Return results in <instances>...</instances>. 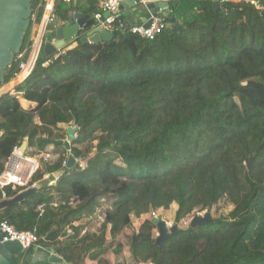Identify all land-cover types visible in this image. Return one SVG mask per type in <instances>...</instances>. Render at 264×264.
Segmentation results:
<instances>
[{
	"label": "trees",
	"instance_id": "1",
	"mask_svg": "<svg viewBox=\"0 0 264 264\" xmlns=\"http://www.w3.org/2000/svg\"><path fill=\"white\" fill-rule=\"evenodd\" d=\"M177 3L169 14L177 24L154 40L125 30L112 45L78 42L57 59L41 55L15 89L35 108L24 109L9 93L0 98V175L26 139L27 153L35 155L49 146L45 137L67 139L60 125L77 128L70 152L55 146L59 158L37 177L62 171L55 184L0 212L16 229L36 230L70 264L87 258L108 264L107 231L115 239L145 214L176 203L180 224L222 202L232 207L228 215L179 227L160 245L157 225L144 221L130 236L131 261L264 264V9L236 0ZM32 4L40 18L43 0ZM72 9L59 2V21ZM98 11L92 3V16ZM32 32L30 20L21 53ZM20 54L6 69L5 84L18 71ZM70 155L76 164L64 167ZM103 199L112 209L100 232L82 235L74 223L93 215Z\"/></svg>",
	"mask_w": 264,
	"mask_h": 264
},
{
	"label": "water",
	"instance_id": "2",
	"mask_svg": "<svg viewBox=\"0 0 264 264\" xmlns=\"http://www.w3.org/2000/svg\"><path fill=\"white\" fill-rule=\"evenodd\" d=\"M33 0H0V86L5 85L6 69L11 66L16 59V55L20 54L24 45L26 32L30 27V20L32 17ZM172 0H124L120 5V11H125L129 7H133V12L141 19L135 21L130 17V12H125L124 16L129 18L128 26H144L149 28L153 20L157 17L164 16L163 11L171 8ZM216 7L219 5L216 4ZM89 16H83L79 13H74L64 20V22H57L55 44L46 43L43 49L44 57L53 55L57 50L65 48L75 42L77 35L85 23L90 21ZM167 21L170 24H177V20L173 17H168ZM121 33L120 30L113 32L107 31L98 27L92 29L91 32L81 37V43H108L112 45L115 36ZM3 95L0 96V98ZM238 106L241 107L239 99L235 98ZM61 128L67 131V140H52L45 137L43 140L52 146L63 145L67 150H70L71 145L76 139L77 128L74 125H62ZM24 134V132H22ZM116 139V137H115ZM28 146L25 141L22 145L24 149ZM76 164V158L69 156L67 168H72ZM62 171L50 174L48 177L39 181L35 186L29 187L20 191L15 197L4 199L0 201V212L15 204L21 203L30 196L36 194L39 190L48 187L56 182L62 175ZM153 222L157 225L158 235L156 237V244L160 245L162 242L174 236L180 229L177 224L169 225L167 221L162 218H154ZM214 222L211 212H206L203 215H196L190 223V227H199ZM4 234L0 231V264H17L15 254H24V261L28 263H62L70 264L57 254L53 247L37 248L34 251H26L18 242H3Z\"/></svg>",
	"mask_w": 264,
	"mask_h": 264
},
{
	"label": "built area",
	"instance_id": "3",
	"mask_svg": "<svg viewBox=\"0 0 264 264\" xmlns=\"http://www.w3.org/2000/svg\"><path fill=\"white\" fill-rule=\"evenodd\" d=\"M70 1L71 0H43V4L40 5V7L43 8L42 16L39 18L38 11L36 13H32L31 20L33 21V32L31 36V46L26 53L23 52L19 55L21 61L18 71L15 73L13 79L9 83L5 84V86L11 84L14 80L24 75L22 80L16 82L18 83L17 86L21 85L34 71L37 61L43 53L45 44H55L57 42L56 24L59 22V19L56 15L55 8L59 2L69 3ZM123 1L124 0H98L100 11L94 14L92 25L89 23L90 21L83 25L81 32L79 35H77L74 43L76 44L80 42L81 37L85 35L82 32L86 31V29H90V26H93V28L101 27L102 29L110 32L116 30H120L121 32L128 30L129 33L136 34L150 40H154L160 33L170 27L171 24L167 21L169 14L168 17L164 15L162 17L155 18L149 28H145L144 26H128L127 22L123 18L122 11L119 9ZM243 1L255 8L264 9V0ZM104 13H107V16H105ZM36 24H39L40 26L38 31H34V26ZM65 48L57 50L53 54L54 59H57L62 54H64ZM16 87L14 89H16ZM13 92L19 95L22 93L16 92V90ZM8 93L9 92L5 94ZM68 151L70 152V150ZM40 156H43L48 160H57L59 158V155L52 154L48 151L38 152L35 155H29L27 153V148L24 149L22 145L15 148L13 154L5 162L4 172L2 175H0V201L4 199H10L6 192V187H11L13 191L20 192L37 184V177L41 171ZM68 159L69 157L63 161L64 167H67ZM98 211L100 212V208H98L93 215L83 217L82 219L85 220L84 222L93 220L98 216ZM193 217L194 216H191L182 220L179 224V227L189 226ZM74 225L78 226L77 222H75ZM84 228L85 229L82 228V235H84L86 232H90L86 229V227ZM0 231H2L4 234L3 242H18L26 251H34L37 248H49L44 245V243L47 242L46 238L39 236L36 230H18L7 220H2L1 218ZM68 232L69 234L72 233L71 230H68Z\"/></svg>",
	"mask_w": 264,
	"mask_h": 264
},
{
	"label": "rangeland",
	"instance_id": "4",
	"mask_svg": "<svg viewBox=\"0 0 264 264\" xmlns=\"http://www.w3.org/2000/svg\"><path fill=\"white\" fill-rule=\"evenodd\" d=\"M44 56V53L41 54ZM38 119V118H37ZM37 123H40V121ZM48 152L52 154H57L54 152V146L48 147ZM40 155V154H39ZM59 155V154H57ZM56 160H48L45 159L43 156H40V165L41 170H44L46 167V163L52 162ZM112 201L110 199H103L101 202L100 212L97 217H95L93 220H88L86 222V229L89 230L91 233H99L100 229L102 227V223L104 222L106 212L110 209H112ZM178 209V205L176 203L172 204L169 209H158L152 213L145 214L140 218H136L133 220L132 225L130 227L125 228L115 239H112L111 234L109 231H107L106 236V242L107 245H110L109 247V253H114V255L111 254L112 259H116V262L114 264H134L130 259V253H129V241L130 236L135 231V228H140V225L146 221V220H153L154 218H162L169 225H174L176 223L175 221V212ZM232 210V207L228 204H225V202H222V204L212 210L213 217H218L221 214L228 215L229 212ZM97 212V213H98ZM203 214V213H198ZM158 235V230L156 231ZM156 235V237H157ZM119 252V253H118ZM112 261H110V264Z\"/></svg>",
	"mask_w": 264,
	"mask_h": 264
},
{
	"label": "crops",
	"instance_id": "5",
	"mask_svg": "<svg viewBox=\"0 0 264 264\" xmlns=\"http://www.w3.org/2000/svg\"><path fill=\"white\" fill-rule=\"evenodd\" d=\"M146 1V0H145ZM173 1V5L171 6V8H169V9H167V10H164L163 11V14L165 15V16H167L168 17V14H170L171 13V9L174 7V6H179V3H177V0H172ZM215 1H219V2H221L222 0H215ZM236 2H238V3H246V2H244L243 0H236ZM92 3H94V5H95V7L100 11V7H99V4H98V0H71L70 1V4H71V6L73 7V9H72V11H71V13L68 15V17H70L71 15H73L74 13H79V14H82L83 16H89L90 18V21H92V19H93V16H92V14L89 12L90 11V9H91V5H92ZM133 7H129L128 9H125V11H123L122 12V14H123V17H124V19H125V21L127 22V21H129V18H133L135 21H138L139 19H141V16H138L137 14H135L134 12H133ZM130 12V17L129 18H127L126 16H124V13L125 12ZM55 12H56V10H55ZM104 15L105 16H107V13H104ZM60 22H64L63 20H61V21H59V23ZM39 24H36L35 26H34V31H38V29H39ZM96 28H98V27H95V28H93V26H90V29H86V31H84V32H82V33H84V34H87V33H89V32H91L92 31V29H96ZM81 33V34H82ZM80 34V35H81ZM39 41V40H38ZM75 44V43H74ZM73 45V44H72ZM75 46H77L76 44H75ZM24 76H20L17 80H15L13 83H15V84H11L12 86L9 88V89H6V86L5 85H3V86H0V96L1 95H3V94H5V93H7V92H9V93H11V95H16V96H18L19 98H20V101H21V104H22V107L24 108V109H32V108H35L36 106H37V103L36 102H34V101H29V100H26L24 97H23V92L22 93H20V95L19 94H15L13 91L15 90L14 88L17 86V84L18 83H16V82H18V81H20V80H22V78H23ZM36 121H40L39 120V118L36 120ZM60 127H62V125H60ZM3 135V132H1L0 131V137ZM25 141H27V139L25 140ZM23 145V144H22ZM49 146H52V145H49ZM48 146V147H49ZM28 147V146H27ZM48 147H47V149L45 150V152L46 151H48ZM50 174H48V176H49ZM48 176H45L44 178H46V177H48ZM43 178V179H44ZM39 181H41V180H38V182ZM37 182V183H38ZM53 184H55V182H53ZM52 184V185H53ZM85 220H83V219H81L80 221H77V224H78V226H80L81 227V229L83 228V229H85L84 227H86V222H84ZM141 226V225H140ZM139 229V228H138ZM138 229H136L135 228V231H138ZM81 234H82V232H81ZM111 254L112 255H114V253L112 252V253H109V250H108V252L104 255V259L105 260H107L108 261V264H110V261H112V263L111 264H114L115 262H116V259H112L111 258ZM15 258H16V261H17V264L18 263H21V262H25L24 261V254L23 253H20V254H15ZM33 264V263H32ZM86 264H99L98 263V260H95V259H91V258H87L86 259ZM118 264V263H117Z\"/></svg>",
	"mask_w": 264,
	"mask_h": 264
},
{
	"label": "bare ground",
	"instance_id": "6",
	"mask_svg": "<svg viewBox=\"0 0 264 264\" xmlns=\"http://www.w3.org/2000/svg\"><path fill=\"white\" fill-rule=\"evenodd\" d=\"M22 76H24V75H22ZM17 79H18V78H17ZM17 79H16V80H17ZM14 81H15V80H14ZM14 81H13V82H14ZM13 82H12V83H13ZM12 83H11V84H12ZM11 84L7 85V86H6V89H9V88L12 86Z\"/></svg>",
	"mask_w": 264,
	"mask_h": 264
},
{
	"label": "clouds",
	"instance_id": "7",
	"mask_svg": "<svg viewBox=\"0 0 264 264\" xmlns=\"http://www.w3.org/2000/svg\"><path fill=\"white\" fill-rule=\"evenodd\" d=\"M61 128V127H60ZM67 140V139H66Z\"/></svg>",
	"mask_w": 264,
	"mask_h": 264
}]
</instances>
